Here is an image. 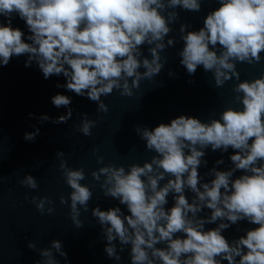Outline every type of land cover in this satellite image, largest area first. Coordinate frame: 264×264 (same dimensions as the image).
Listing matches in <instances>:
<instances>
[{
  "label": "clouds",
  "instance_id": "9594fccd",
  "mask_svg": "<svg viewBox=\"0 0 264 264\" xmlns=\"http://www.w3.org/2000/svg\"><path fill=\"white\" fill-rule=\"evenodd\" d=\"M216 3L198 29L180 24L179 63L189 76L202 66L217 87L235 78L236 106L209 121L182 113L154 127L137 125L139 138L154 153L151 160L127 168L107 164L91 172L95 180L102 179L104 196L119 202L107 209L99 204L91 208L110 259L120 261V252L128 248L129 264H264V72L241 79L237 69L240 62L264 60V0ZM181 9L199 12L202 0H0V66L23 55L25 67L35 65L45 79L63 76L65 82L57 81V88L87 97L107 112L102 96L114 89L131 96L142 79L160 74L162 50L176 44L169 33ZM17 17L27 32L13 25ZM168 74L176 75L171 70ZM51 102L65 111L56 117H29L41 125L67 123L74 111L72 96L57 92ZM81 116L78 130L91 135L96 121L88 113ZM31 128L23 134L26 141L40 134L35 124ZM209 149L229 153L230 163L217 167L225 164L221 155L201 174ZM56 155L71 189L60 202L70 201L72 221L81 227V207L88 210L93 193L81 183L83 168L68 167L62 150ZM20 183L38 187L32 174ZM31 200L41 213L54 211L50 197ZM241 221L250 226L241 229ZM232 225L243 234L229 239L224 232ZM28 247L35 249L36 244L29 241ZM57 254L71 264L59 239L40 249L34 264H61Z\"/></svg>",
  "mask_w": 264,
  "mask_h": 264
},
{
  "label": "water",
  "instance_id": "95a60500",
  "mask_svg": "<svg viewBox=\"0 0 264 264\" xmlns=\"http://www.w3.org/2000/svg\"><path fill=\"white\" fill-rule=\"evenodd\" d=\"M215 7L216 0H202L199 12L179 10V18L172 24L169 33L176 38V44L162 50L164 68L160 74L142 79L131 96L121 95L120 90L115 89L102 96L108 105L107 112L99 111L97 103L87 97L57 88V81L65 82L63 76L53 75L45 79L35 65L25 67L26 57L23 55L13 57L7 66H0V264H34L40 259L39 250L50 247L53 239L63 242L71 264H129L128 248L120 252V261L108 258L104 252L106 241L98 220L91 214V208L99 204L102 209H107L119 202L104 196L100 187L102 179L95 180L91 172L107 164L127 168L130 164L142 165L151 160L154 153L139 138L135 131L137 125L154 127L182 113L209 121L218 118L225 108L236 106L233 92L237 82L235 78L217 87L212 73L205 72L202 66L198 67L194 76H189L179 63L178 51L182 47L180 24L188 23L193 29H198L207 12ZM13 25L27 32L24 21L18 17ZM145 55L150 56L146 50ZM237 69L241 79H252L264 72V60L253 65L240 62ZM170 70L176 75L169 76ZM57 92L72 96L74 111L67 123L46 121L41 125L36 118L29 117V113L36 116L47 113L53 117L62 114L65 109H57L51 102V96ZM81 113H88V118L96 121L91 135H84L78 130L83 119ZM32 124L40 128V134L35 141H26L23 134L33 131ZM58 150L64 152L63 159L68 167L83 168L85 179L81 183L93 193L88 201V210L81 207V227L72 221L70 201L60 202V196L67 198L71 189L62 175L61 158L56 155ZM221 155L225 164L217 167L224 169L230 163L229 153L207 150L205 159L208 164L199 169L200 173L211 168ZM98 157H103L102 163L97 162ZM26 174L36 178V189L20 183ZM33 196L50 197L54 201V211L41 213L32 203ZM172 203L169 196L168 206ZM120 206L127 211L123 205ZM249 226L246 221H241L239 225L241 229ZM241 234L237 225L224 232L229 239ZM29 241L36 244L35 249L28 247ZM57 258L64 264L63 257L57 254Z\"/></svg>",
  "mask_w": 264,
  "mask_h": 264
}]
</instances>
